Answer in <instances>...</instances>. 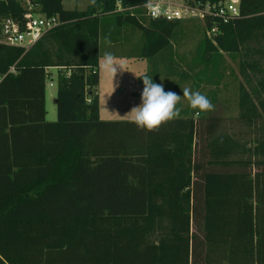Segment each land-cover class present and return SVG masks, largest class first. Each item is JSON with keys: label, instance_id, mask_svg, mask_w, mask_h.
Masks as SVG:
<instances>
[{"label": "trees", "instance_id": "trees-1", "mask_svg": "<svg viewBox=\"0 0 264 264\" xmlns=\"http://www.w3.org/2000/svg\"><path fill=\"white\" fill-rule=\"evenodd\" d=\"M63 1L0 0V23L28 12L63 22L27 51L0 43V264H264V0H239L228 22L150 18L148 0ZM196 19L201 42L177 54L176 31ZM136 33L146 74L181 96L186 85L216 105L236 62L233 112L197 115L182 98L158 131L102 119L100 58Z\"/></svg>", "mask_w": 264, "mask_h": 264}, {"label": "rangeland", "instance_id": "rangeland-1", "mask_svg": "<svg viewBox=\"0 0 264 264\" xmlns=\"http://www.w3.org/2000/svg\"><path fill=\"white\" fill-rule=\"evenodd\" d=\"M94 0H64L63 6L67 10H85L89 5L93 3ZM23 3H28V0H22ZM227 3H230L231 0H226ZM36 10L34 7H32ZM37 11V10H36ZM194 21V22H193ZM185 31L177 30L175 36L178 34L184 35L186 33V40L183 42L184 45L180 51H188L200 43V33L203 31V21L202 19L189 20L187 25H183ZM203 38V33L200 35ZM182 38V37H181ZM174 42H177L176 37H174ZM104 46V44H103ZM104 54V51H103ZM125 63L126 71L122 76H118L122 81V85L116 87L114 91V84L111 78L101 69V87L98 89L99 98H100V115L104 120H124L128 119L123 116L131 107L138 105L140 101V94L143 89V82L141 77L147 75L145 72L149 66L148 61H141V67L135 66V62L132 60L133 64L130 66L128 62L122 59ZM136 60V59H134ZM229 67L227 70V76L224 79L221 91L218 93L220 100L216 103V113L218 114H227L233 112L236 103H237V87L238 83L241 81L239 74L238 64L236 62L229 61ZM137 70V71H136ZM138 72V73H137ZM148 72V71H147ZM52 77L48 78L46 86V110L47 115L46 119L48 121H55L57 119V109H56V77L58 70L51 69ZM115 79V81L117 80ZM114 81V82H115ZM166 82V81H163ZM112 85V86H111ZM164 85V84H163ZM185 87H188L185 85ZM136 94V97L131 96V91ZM165 88V85H164ZM173 91L174 88L172 89ZM176 92V91H175ZM180 95V94H179ZM225 101V102H224ZM213 103V102H212ZM225 104V107H224ZM119 113V114H118Z\"/></svg>", "mask_w": 264, "mask_h": 264}, {"label": "built area", "instance_id": "built-area-1", "mask_svg": "<svg viewBox=\"0 0 264 264\" xmlns=\"http://www.w3.org/2000/svg\"><path fill=\"white\" fill-rule=\"evenodd\" d=\"M239 0H231L211 6H201L199 3H191L187 0H148L143 5L145 13L150 18H161L166 20L188 19L193 17L204 18L205 16L217 15L224 22L239 15ZM118 10H121L119 6ZM59 16H46L40 13L28 12L23 19L6 17L0 23V43L13 47H22L26 51L35 45L48 31L61 25ZM214 26L210 33H216ZM12 66L8 73L14 72ZM0 75V81L2 80Z\"/></svg>", "mask_w": 264, "mask_h": 264}, {"label": "clouds", "instance_id": "clouds-1", "mask_svg": "<svg viewBox=\"0 0 264 264\" xmlns=\"http://www.w3.org/2000/svg\"><path fill=\"white\" fill-rule=\"evenodd\" d=\"M100 67L113 81L114 91L119 86L114 83L115 79L128 72L124 61L110 51H105L100 58ZM141 79L143 82L141 102L123 115L140 130L158 131L162 124L180 118L181 108L178 104L182 98L188 101L191 109L198 110L197 115L215 110V105L200 91L184 87L181 96L172 90L165 91L163 83L154 82L148 75L142 76Z\"/></svg>", "mask_w": 264, "mask_h": 264}, {"label": "crops", "instance_id": "crops-1", "mask_svg": "<svg viewBox=\"0 0 264 264\" xmlns=\"http://www.w3.org/2000/svg\"><path fill=\"white\" fill-rule=\"evenodd\" d=\"M136 34L137 35H136L135 39H133L130 43L125 44V46H124L125 49L124 50H119V52L121 54L115 55V56H117L118 58L124 59L126 62H128V64L130 66H132L131 64H133V62H132V60H133L135 62L134 65L137 66L138 68L141 67V63H140L141 61H144V62L148 61V63H149V66L147 68V71H148L149 68H150L152 60H150L151 58L143 56V52L141 51V49L144 47V43H141L140 34L139 33H136ZM175 49H176L177 54L183 53L182 51H180L181 48L177 47ZM164 56H165L164 53L163 54H159L157 56V60L162 59ZM134 59H136V60H134ZM147 71L145 73H148ZM99 75H100V83H99V88H100L101 87V82H102L101 67H99ZM114 83H117L119 86L122 85V81L120 80V78H117V80ZM129 91H131V96L133 98H135L136 94L134 92H132L131 88H129ZM99 100H100V98H99Z\"/></svg>", "mask_w": 264, "mask_h": 264}, {"label": "water", "instance_id": "water-1", "mask_svg": "<svg viewBox=\"0 0 264 264\" xmlns=\"http://www.w3.org/2000/svg\"><path fill=\"white\" fill-rule=\"evenodd\" d=\"M194 18H199V17L196 16V17H194Z\"/></svg>", "mask_w": 264, "mask_h": 264}]
</instances>
